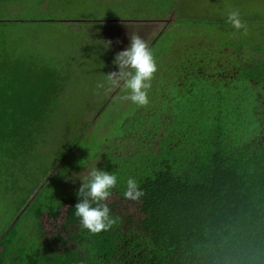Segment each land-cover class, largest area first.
<instances>
[{
	"label": "trees",
	"instance_id": "trees-1",
	"mask_svg": "<svg viewBox=\"0 0 264 264\" xmlns=\"http://www.w3.org/2000/svg\"><path fill=\"white\" fill-rule=\"evenodd\" d=\"M242 21L246 30L227 19L208 23L244 32L238 41L173 49L151 81L149 104L92 158L117 175L112 197L127 201V179L140 183L144 197L130 201L138 213L107 202L117 222L91 234L75 216L78 189L64 182L34 213V243L17 244V223L0 238V264H264V16ZM40 22L52 21L0 17V26ZM16 70L0 67V162L11 167L35 144L59 91ZM64 208L47 238L44 217L57 221Z\"/></svg>",
	"mask_w": 264,
	"mask_h": 264
},
{
	"label": "rangeland",
	"instance_id": "rangeland-1",
	"mask_svg": "<svg viewBox=\"0 0 264 264\" xmlns=\"http://www.w3.org/2000/svg\"><path fill=\"white\" fill-rule=\"evenodd\" d=\"M232 10L242 20L264 16V0H0L1 18L52 21L0 26V67L7 63L16 74L48 78L59 90L35 144L24 146L14 161L18 165L0 162V238L17 223V244L34 243L38 206L50 202L64 182L68 190L79 189L80 181L69 177L86 175L87 168L99 163L92 158L122 138L123 122L138 106L126 99L122 87L96 85L104 74L118 71L113 60L129 45V36L153 44L159 72L169 53L184 42L241 39L242 31L208 24L227 19ZM42 188L31 203L29 195ZM107 202L138 213L130 200L114 196ZM65 210L57 221L44 217L47 238L58 232Z\"/></svg>",
	"mask_w": 264,
	"mask_h": 264
},
{
	"label": "clouds",
	"instance_id": "clouds-1",
	"mask_svg": "<svg viewBox=\"0 0 264 264\" xmlns=\"http://www.w3.org/2000/svg\"><path fill=\"white\" fill-rule=\"evenodd\" d=\"M227 22L236 30L245 29L238 10L229 11ZM129 40V45L114 57L113 64L118 71L104 74L105 80L97 83L96 87H122L128 93L126 99L143 107L150 102L148 94L153 76L158 70L157 63L151 47L144 39L139 35H132ZM107 44L106 49L110 47V42ZM86 173H74L73 177H69L73 183L80 181L76 193L78 202L74 206L75 216L83 230L99 234L111 229L117 222L107 201L113 196L114 190H119L118 177L112 171L97 167V164L87 168ZM144 195L140 183L129 177L123 188V199L137 202Z\"/></svg>",
	"mask_w": 264,
	"mask_h": 264
}]
</instances>
